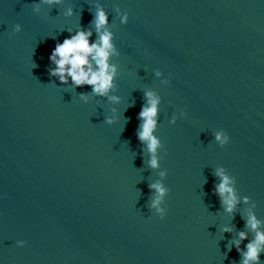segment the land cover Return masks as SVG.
<instances>
[{
    "label": "water",
    "instance_id": "obj_1",
    "mask_svg": "<svg viewBox=\"0 0 264 264\" xmlns=\"http://www.w3.org/2000/svg\"><path fill=\"white\" fill-rule=\"evenodd\" d=\"M38 2L0 0V264H239L229 242L247 231L246 251L249 209L264 221V0H64L35 14ZM96 5L120 52L119 103L85 104L78 94L90 86L48 74L56 43L91 27ZM146 90L162 97L163 220L147 207L160 178L136 136ZM113 108L120 119L108 125ZM174 113L185 115L171 124ZM220 166L237 179L231 215L213 191Z\"/></svg>",
    "mask_w": 264,
    "mask_h": 264
},
{
    "label": "clouds",
    "instance_id": "obj_2",
    "mask_svg": "<svg viewBox=\"0 0 264 264\" xmlns=\"http://www.w3.org/2000/svg\"><path fill=\"white\" fill-rule=\"evenodd\" d=\"M64 0H39L38 3L31 5L35 14L41 12L42 6H48L52 9L55 6L62 5ZM90 12L91 9H89ZM115 12L117 19L123 25L129 21V14L122 10L119 6ZM93 13L91 27L85 29L82 26L73 34L69 31V36L63 42H57L55 48L49 57L50 63L55 67L48 68L50 77L55 78L60 82V85H71L72 88L90 86V93H79L80 101L87 104L91 97L107 98L114 103L120 102V97L111 95L117 87L116 79L119 75V65L112 62L113 57H119L120 52L115 44V33L110 30L109 16L104 9L96 5ZM65 16L74 15L72 7H68L64 12ZM93 29L96 39L93 41ZM22 31L20 24L13 27L10 35L18 34ZM37 65L34 63V68ZM156 78L163 77V73L156 69L154 71ZM161 84L168 85L171 83L170 78L160 80ZM143 106L138 114L140 121L136 136L139 143L142 145V153L147 156V168L158 172L160 179L148 183L151 190V196L147 203L150 212H154L161 220L167 216V208L165 197L170 193V189L165 185L164 181L167 178V169L161 167V160L167 155V150L161 138L156 135L159 127L160 105L162 97L155 91L146 90L143 93ZM99 104L100 101L98 100ZM112 115L104 118V123L113 125L118 122L120 117L116 113V109H111ZM185 113L173 114L169 123L175 124L178 119L183 118ZM126 123L127 119L124 117ZM228 133L220 129L214 133V140L220 146L224 147L230 142ZM163 150L164 156L161 155ZM213 175L217 178L218 183L214 184V194L218 196L221 207L224 212L233 214L236 211L237 205L241 202L238 195L237 179L231 175L228 170L223 167H216L213 170ZM250 197L244 196L243 202L248 203ZM255 207V205H253ZM245 218V228L254 233L253 238L245 245L246 251L241 249V243L248 238L247 231L238 232V239L229 242L228 250L235 246L240 253L241 260L239 264H261L260 256L264 253V221L257 218L255 213L249 209ZM231 226H225L223 232H231ZM26 241L20 240L16 244L18 247H24Z\"/></svg>",
    "mask_w": 264,
    "mask_h": 264
}]
</instances>
